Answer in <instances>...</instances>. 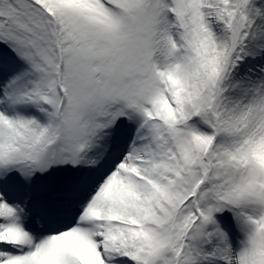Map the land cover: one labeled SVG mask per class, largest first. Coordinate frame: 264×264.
Listing matches in <instances>:
<instances>
[{"label": "snow or ice", "instance_id": "1", "mask_svg": "<svg viewBox=\"0 0 264 264\" xmlns=\"http://www.w3.org/2000/svg\"><path fill=\"white\" fill-rule=\"evenodd\" d=\"M0 264H264V0H0Z\"/></svg>", "mask_w": 264, "mask_h": 264}]
</instances>
